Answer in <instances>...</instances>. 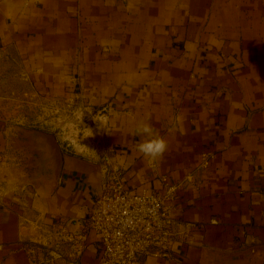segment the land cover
<instances>
[{"label": "crops", "instance_id": "obj_1", "mask_svg": "<svg viewBox=\"0 0 264 264\" xmlns=\"http://www.w3.org/2000/svg\"><path fill=\"white\" fill-rule=\"evenodd\" d=\"M0 48L104 130L82 155L0 126V264H39L57 226L84 231L79 262L97 263L86 219L105 154L130 191L180 185L185 238L145 264H264V0H0ZM142 121L167 140L162 159L136 151Z\"/></svg>", "mask_w": 264, "mask_h": 264}, {"label": "built area", "instance_id": "obj_2", "mask_svg": "<svg viewBox=\"0 0 264 264\" xmlns=\"http://www.w3.org/2000/svg\"><path fill=\"white\" fill-rule=\"evenodd\" d=\"M211 159L212 153L202 154L200 166L207 167ZM100 172L101 192L86 219L100 245L96 264H145L147 259L170 258L174 239L182 235L174 232L171 214L180 185L161 176L156 188L130 191L123 182V169L107 154L101 158ZM52 230L50 236L37 240L45 253L39 264H80L86 233L67 226Z\"/></svg>", "mask_w": 264, "mask_h": 264}, {"label": "rangeland", "instance_id": "obj_3", "mask_svg": "<svg viewBox=\"0 0 264 264\" xmlns=\"http://www.w3.org/2000/svg\"><path fill=\"white\" fill-rule=\"evenodd\" d=\"M14 53L0 48V126L10 128V137H52L59 149L82 155L103 150L98 114H85L72 107V99L53 98L38 90L29 69Z\"/></svg>", "mask_w": 264, "mask_h": 264}, {"label": "clouds", "instance_id": "obj_4", "mask_svg": "<svg viewBox=\"0 0 264 264\" xmlns=\"http://www.w3.org/2000/svg\"><path fill=\"white\" fill-rule=\"evenodd\" d=\"M135 134L141 137L140 142L136 144V151L149 161L162 159L168 151L167 140L159 135L150 123L140 122Z\"/></svg>", "mask_w": 264, "mask_h": 264}, {"label": "water", "instance_id": "obj_5", "mask_svg": "<svg viewBox=\"0 0 264 264\" xmlns=\"http://www.w3.org/2000/svg\"><path fill=\"white\" fill-rule=\"evenodd\" d=\"M89 154H92L93 155V153H89Z\"/></svg>", "mask_w": 264, "mask_h": 264}]
</instances>
